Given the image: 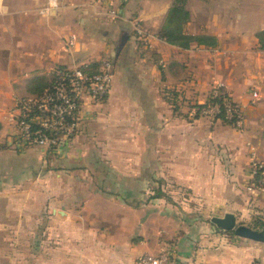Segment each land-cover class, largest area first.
Returning a JSON list of instances; mask_svg holds the SVG:
<instances>
[{
    "label": "crops",
    "instance_id": "crops-1",
    "mask_svg": "<svg viewBox=\"0 0 264 264\" xmlns=\"http://www.w3.org/2000/svg\"><path fill=\"white\" fill-rule=\"evenodd\" d=\"M172 1L114 0L121 6L115 18L106 17L93 0H60L48 14L39 12L47 0H4L1 5L20 24L12 49L0 42L4 211H11L19 192L27 197L23 205L36 207L32 188L38 162L51 166L58 159L68 166L87 160L89 144L113 147L97 157L112 163L101 177L103 188L92 189L82 200L78 192L80 201L59 198L49 204L51 210L58 207L60 225L86 221L99 234L60 235L59 256L46 255L44 264H133L141 253L164 246L175 250L169 264H260L253 243L245 241L253 239L216 226L210 217L230 211L239 222L264 226V187H253L250 170L253 156L264 160V49L257 36L264 29V0H235V10L227 3L233 0H221L219 22L211 18L203 31L214 43L188 47L157 35L164 3ZM253 1L259 6L251 7ZM132 2L151 8L135 15ZM136 20L146 37L135 32ZM102 54L113 56L111 88L102 101L83 103L77 132L66 146L56 153L12 146L9 111L15 99L38 92V82H50L55 67ZM217 82L245 105L240 125L193 114L194 104ZM163 184L168 192L153 196ZM0 237L14 243L0 246V252L6 247L7 258L21 256L20 235ZM68 242L84 244L68 251Z\"/></svg>",
    "mask_w": 264,
    "mask_h": 264
},
{
    "label": "rangeland",
    "instance_id": "rangeland-1",
    "mask_svg": "<svg viewBox=\"0 0 264 264\" xmlns=\"http://www.w3.org/2000/svg\"><path fill=\"white\" fill-rule=\"evenodd\" d=\"M5 1L8 4L11 2V0ZM3 2L4 0H0V42H6L9 48H11V45L15 41V37H17L19 33V31L17 32V30H15V27H18L20 24L18 23V19H15L11 16L10 9L4 12L1 11V5ZM227 3L230 6H233V10L236 9L235 0L228 1ZM143 4L144 3L142 2H132L130 4L132 14L136 15L141 9L148 11L151 8L147 5H145L146 7H143ZM172 4L173 1L164 3L166 9L163 13V16L160 18L158 25H156V32L158 36L163 34L167 28L168 13ZM221 4H224L221 2V0H190V2H187L186 0L184 5L186 8L190 7L192 14L189 11V17L183 24V29L186 32L195 30L200 34H204L203 31L206 29V23H208L211 18L213 20V24L219 22V11ZM248 4L251 7L252 5L259 6L258 1H253L251 3L249 2ZM116 5L118 8L121 7L120 4ZM85 24L86 26L88 25V23ZM64 38L65 36H63L62 39ZM103 58L112 59L113 56L111 54H102L97 58H90L88 61L93 60L96 63ZM52 75L53 73L51 74V77ZM38 83V86L40 85L41 88L43 83ZM110 150H113V147L108 148L98 144L92 147L91 144H89L88 152L86 151L85 153L86 155L88 154L87 160H85V162L73 163L68 166H66L67 164H64L63 162H59L58 159H56L57 161L55 163L53 162L51 166H44L43 163H37L34 188H32L33 192L35 193V196L32 199H35L36 207L28 209L25 204L23 205V203L27 200V197L22 195L20 192L16 197H13L11 211H4L3 205L5 204L0 202V219L6 220L4 225L2 222H0V236L8 233L18 234L22 237L20 238V242L17 243L21 251V256L15 257V254V258H7L8 255L5 254V249L7 248L5 247V249H2L0 252V264H44L46 255H49L52 258L59 256L60 235L66 234L68 237H70V235L74 233L93 235L99 234L98 227L95 225H88L86 221L83 226L72 225V221L67 222L66 224L68 225H60L58 216H55V214L59 215L60 211H58V207L55 210H51L49 208V204L50 201H55L56 199L59 200V198H61L63 201H68V203H72V201H80V196L81 200L86 198L92 189L96 190L97 188H103L101 177L103 173L104 175L106 174L105 170L108 169V166L112 163H109L106 158L104 160H98L97 157H101L103 155L107 156ZM162 187L164 188L162 189V192H168V188L165 186V184H163ZM78 192H80V196L78 195ZM152 194H154V191ZM165 197L171 199V197H169L167 194H165ZM88 212L90 213L91 211ZM3 213L6 214L4 215ZM261 224L262 222H258L252 226L256 228L264 227ZM29 235H35L36 238H28ZM245 241L253 243L252 246L254 247V252L258 251L259 253L257 257H259L260 264H264V241L248 239ZM34 243L36 248L32 247ZM13 244L14 243H3L0 237V246H12ZM79 244L84 243L68 242V251L75 250V246ZM88 244L93 245L94 243L88 242ZM246 245L251 246L250 244H245V246ZM165 247L168 246H164V248ZM34 249L36 250L34 251L33 255L31 252ZM255 262L256 261L254 258L252 263Z\"/></svg>",
    "mask_w": 264,
    "mask_h": 264
},
{
    "label": "built area",
    "instance_id": "built-area-1",
    "mask_svg": "<svg viewBox=\"0 0 264 264\" xmlns=\"http://www.w3.org/2000/svg\"><path fill=\"white\" fill-rule=\"evenodd\" d=\"M60 0H47L39 12L48 14L56 9ZM102 7L106 17L115 18L119 8L114 0H93ZM135 32L146 37L147 30L136 20ZM114 63L103 58L96 63L93 60L56 67L50 82L38 92L17 97L9 111L12 130L10 143L15 148L39 146L54 153L59 152L76 134L82 108L85 101H102L111 88L114 75ZM252 92H256L252 89ZM254 97H252L251 101ZM245 105L231 98L221 83L210 89L206 98L194 104L193 114L205 116L211 120L240 125L245 115ZM250 170L253 187H264V160L252 157ZM175 255L170 246L157 252H143L134 264H169Z\"/></svg>",
    "mask_w": 264,
    "mask_h": 264
},
{
    "label": "trees",
    "instance_id": "trees-1",
    "mask_svg": "<svg viewBox=\"0 0 264 264\" xmlns=\"http://www.w3.org/2000/svg\"><path fill=\"white\" fill-rule=\"evenodd\" d=\"M186 0H173V4L169 9L168 18H167V28L163 34L159 36L165 39L167 42L179 45L181 47H188L191 43H204V44H212L215 39L211 35L208 34H191L185 32L183 29V24L187 21L189 17V10L185 7ZM257 36L259 38L260 47L264 49V29L257 32ZM63 67V66H59ZM49 83V82H48ZM44 84L38 92H40L45 85ZM36 92V93H38ZM49 151V150H48ZM163 194V192L158 187L153 196H158Z\"/></svg>",
    "mask_w": 264,
    "mask_h": 264
},
{
    "label": "water",
    "instance_id": "water-1",
    "mask_svg": "<svg viewBox=\"0 0 264 264\" xmlns=\"http://www.w3.org/2000/svg\"><path fill=\"white\" fill-rule=\"evenodd\" d=\"M210 220L224 230H232L235 234L256 241H264V227L256 228L239 222L233 212L226 211L223 215H212Z\"/></svg>",
    "mask_w": 264,
    "mask_h": 264
}]
</instances>
